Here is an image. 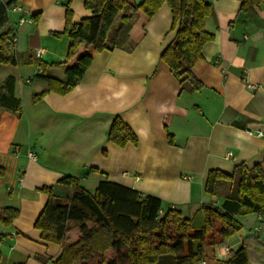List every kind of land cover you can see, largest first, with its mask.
<instances>
[{"label": "crops", "instance_id": "obj_1", "mask_svg": "<svg viewBox=\"0 0 264 264\" xmlns=\"http://www.w3.org/2000/svg\"><path fill=\"white\" fill-rule=\"evenodd\" d=\"M205 1L214 9L206 20L214 39L191 69L199 89H182L160 60L174 37L164 2L143 27L142 16L135 22L131 51L94 54L72 89L34 102L33 94L47 87L40 75L65 80L69 39L53 34L64 30L65 4L73 23L92 11L84 0H17L23 10L10 11L7 24L16 37L15 63L0 65V82L14 78L22 111L0 109V209L17 208L18 215L9 224L0 220V264H57L61 245L44 240L34 222L47 201L40 187L52 183L63 195L67 189L57 181L67 175L91 192L106 178L191 215L202 202L221 201L204 190L210 170L230 174L240 163L264 168V137L248 133L264 127V5L255 21L245 22L238 0ZM115 116L133 130L136 144L108 140ZM238 219L242 229L223 243L232 249L245 243L249 264H264V214ZM206 255L200 264H218L228 254L217 245Z\"/></svg>", "mask_w": 264, "mask_h": 264}, {"label": "trees", "instance_id": "obj_2", "mask_svg": "<svg viewBox=\"0 0 264 264\" xmlns=\"http://www.w3.org/2000/svg\"><path fill=\"white\" fill-rule=\"evenodd\" d=\"M238 1L245 22L255 21L264 5V0ZM164 2L171 9L170 29L174 37L161 52L160 60L168 65L182 89L189 92L199 89L201 82L191 69L202 57L204 45L214 39V33L206 27L207 18L214 15L210 2L84 0L92 13L73 23L66 3L64 30L53 32L56 36L66 34L69 39L65 63L70 64L66 65L65 80L40 75L47 87L34 93L32 100L38 101L49 91L61 95L68 92L98 52L114 48L131 51L136 45L131 38L135 22L142 16L143 27ZM15 3L17 0H0V65L15 63L14 45L9 44L13 34L7 26L9 8ZM40 65L43 70L47 64L40 61ZM14 83L12 76L0 82V109L20 116L22 105L14 93ZM134 134L115 116L106 136L122 147L129 142L137 143ZM57 183L67 191L59 195L52 183L41 186L47 201L34 222L44 240L61 245L57 264H197L207 256L208 246L221 245L242 229L238 216L264 214V168L260 164L248 168L240 163L230 174L210 170L204 190L221 201L202 202L191 215H184L177 207L164 206L155 195L106 178L98 181L93 192L71 175ZM17 215V208L0 209L4 224ZM4 237L0 234V244ZM218 264H249L247 245L241 243L231 249Z\"/></svg>", "mask_w": 264, "mask_h": 264}, {"label": "built area", "instance_id": "obj_3", "mask_svg": "<svg viewBox=\"0 0 264 264\" xmlns=\"http://www.w3.org/2000/svg\"><path fill=\"white\" fill-rule=\"evenodd\" d=\"M22 10H23V8L18 4V2L15 3V4H13V5H11V7L9 8V12H10V11H22ZM24 21H25V18H24L23 16H21V17L19 18V23H22V22H24ZM15 43H16V37L13 35L9 44H11V46H13ZM41 52H42L41 49H37V50H36V53H37V54H40ZM249 86L251 87L252 84H249ZM254 86H255V85H253L252 88H253ZM248 133H252V134L255 133L256 136L264 137V127H262V128H257V129L254 130L253 132L250 131V130H248ZM28 156L31 157V158H35L36 154H35V152H33V151H28ZM220 249H221L222 253L226 255V254H229V252H230V250H231L232 248H231V246H229L228 244L223 243V244L220 245Z\"/></svg>", "mask_w": 264, "mask_h": 264}, {"label": "rangeland", "instance_id": "obj_4", "mask_svg": "<svg viewBox=\"0 0 264 264\" xmlns=\"http://www.w3.org/2000/svg\"><path fill=\"white\" fill-rule=\"evenodd\" d=\"M58 62H60L61 61V57L57 60ZM62 63V62H61ZM68 64H70V61H68L67 63H66V65H68ZM197 264H200V263H197Z\"/></svg>", "mask_w": 264, "mask_h": 264}, {"label": "water", "instance_id": "obj_5", "mask_svg": "<svg viewBox=\"0 0 264 264\" xmlns=\"http://www.w3.org/2000/svg\"><path fill=\"white\" fill-rule=\"evenodd\" d=\"M134 221L136 222L137 220H136V219H134Z\"/></svg>", "mask_w": 264, "mask_h": 264}]
</instances>
